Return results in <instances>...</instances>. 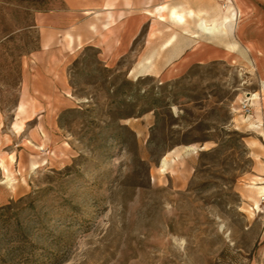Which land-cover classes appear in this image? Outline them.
Masks as SVG:
<instances>
[{
  "label": "rangeland",
  "instance_id": "rangeland-1",
  "mask_svg": "<svg viewBox=\"0 0 264 264\" xmlns=\"http://www.w3.org/2000/svg\"><path fill=\"white\" fill-rule=\"evenodd\" d=\"M63 7L0 0V264H264V82L107 65L72 26L42 50Z\"/></svg>",
  "mask_w": 264,
  "mask_h": 264
},
{
  "label": "crops",
  "instance_id": "crops-1",
  "mask_svg": "<svg viewBox=\"0 0 264 264\" xmlns=\"http://www.w3.org/2000/svg\"><path fill=\"white\" fill-rule=\"evenodd\" d=\"M61 2L62 10L37 16L36 26L42 29V50L51 46L49 33L72 26L71 45L95 48L107 65L130 54L144 56L143 60L150 57L149 74L171 79L193 64L220 61L243 70L252 69L264 82V0ZM176 6L192 16L186 15L185 22H178L172 13ZM164 13L173 22L186 23V32L180 25L162 21ZM227 15L229 20L221 21ZM161 25L165 28L160 29ZM162 56L167 58L165 64ZM138 63L128 69V74L139 69Z\"/></svg>",
  "mask_w": 264,
  "mask_h": 264
},
{
  "label": "bare ground",
  "instance_id": "bare-ground-1",
  "mask_svg": "<svg viewBox=\"0 0 264 264\" xmlns=\"http://www.w3.org/2000/svg\"><path fill=\"white\" fill-rule=\"evenodd\" d=\"M179 7H175V9H173V11H172V13L174 14L173 16H174V18L178 21V22H181V23H183V22H185L186 20H187V14L185 13V10L182 8V9H178ZM175 10H177V12H175ZM189 12V11H188ZM187 15V16H186ZM190 16H192V14H190ZM190 16H188V17H190ZM228 16L229 15H227V16H225L224 17V20H222L221 18V21H225V20H229L228 19ZM220 21V20H219ZM216 23V22H215ZM218 23H220V22H218ZM222 23V22H221ZM196 24V23H195ZM214 24V23H213ZM200 25V24H199ZM224 25V24H223ZM225 25H226V23H225ZM215 26H217V25H215ZM221 26V25H220ZM213 26H212V24H211V28H212ZM196 28V27H195ZM218 28L220 29L221 27H216V30L217 31H219L218 30ZM215 29V27L213 28V30ZM223 29V28H222ZM206 32V31H205ZM223 32H224V30H223ZM203 33V32H202ZM206 34V33H205ZM174 38H175V36H174ZM173 39V38H172ZM170 44V43H169ZM148 61V60H147ZM144 66V68H145V65H143ZM148 67V66H147ZM150 68V67H149ZM148 69V68H147ZM255 96V94L254 93H246V94H244V97H247V98H249V99H253V97ZM243 97V98H244ZM260 193L261 194H264V186H261L260 187Z\"/></svg>",
  "mask_w": 264,
  "mask_h": 264
},
{
  "label": "built area",
  "instance_id": "built-area-1",
  "mask_svg": "<svg viewBox=\"0 0 264 264\" xmlns=\"http://www.w3.org/2000/svg\"><path fill=\"white\" fill-rule=\"evenodd\" d=\"M250 100L251 99L245 97L240 102L241 103V109H242L243 113H245V114H249V112L251 111V103H250Z\"/></svg>",
  "mask_w": 264,
  "mask_h": 264
}]
</instances>
